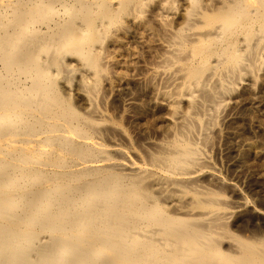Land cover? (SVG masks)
<instances>
[{
	"label": "bare ground",
	"instance_id": "bare-ground-1",
	"mask_svg": "<svg viewBox=\"0 0 264 264\" xmlns=\"http://www.w3.org/2000/svg\"><path fill=\"white\" fill-rule=\"evenodd\" d=\"M262 108L264 0H0V264H264Z\"/></svg>",
	"mask_w": 264,
	"mask_h": 264
},
{
	"label": "rangeland",
	"instance_id": "rangeland-1",
	"mask_svg": "<svg viewBox=\"0 0 264 264\" xmlns=\"http://www.w3.org/2000/svg\"><path fill=\"white\" fill-rule=\"evenodd\" d=\"M132 88L129 91V92H132V93H130L132 95L129 94L130 96L128 97V92H127L126 96H122L123 94H125V93H123L121 95V99H123L125 97L123 100H126V99H129L130 97H132L134 95L136 96V94L138 95L140 93L139 88L137 90L135 89L136 87L133 88L135 90H132ZM135 91L138 92V93H136ZM258 98L260 99V96H258ZM109 102L111 103V99H110ZM107 106H110L108 108H111V110L109 109V112L110 111L111 112H114V113H112L113 115H111V112H110V115L113 116V118L116 119V117H115L116 116L115 115V110L116 111H118V110L117 109H114V107L112 106V104H109L108 103ZM244 107H247V108L244 109ZM244 107L241 108L242 110L241 109L240 110H234V112L236 111L235 113H237L238 116H247V115H248L247 117H249V115L252 116V114H250V113H252V111L249 109V107L247 105L244 106ZM227 109L229 110V107ZM245 112H247L248 114L247 113L245 114ZM241 113H243V114H241ZM259 113L260 114H264V108L260 109ZM126 118H128V116L125 115V117L122 116V117H119V119L117 117L116 120L118 121V123L122 127L125 126V128L124 127L123 128L125 129L126 133L129 136H131L130 138H131V141L133 142V146L137 148L138 147V144H136V143H137V141L139 143L142 140L141 139L142 137L139 135L138 131L135 128L132 127V123L129 122L130 119L128 118L129 120L127 121ZM148 121L149 120H147V121L144 120L143 123L150 125L151 120L149 121L150 123ZM127 124H128V126H126ZM220 126H221V124H220ZM128 127L130 129L132 128L134 131L132 129L131 130L128 129ZM226 127L227 126H224L223 125L220 128L221 129L223 128V130H224V129H227ZM128 130H130L131 132L128 131ZM239 130H240L239 131L240 132L239 136L243 140H246V139L252 140V141H259L260 140V141L264 142V140H263L264 139V136H259V137L253 136L245 128H243V129L242 128H239ZM137 133L139 135V138H138ZM134 135H136V136L134 137ZM135 138H137V139H135ZM223 139L224 138H218V137H214L213 136V143H212V147L210 149V152L211 153H209V156H210V158H212L211 161H212L213 165H215L214 167H216L217 171L219 170L218 172L221 173L225 177L228 176L229 178H233L234 179V182L237 183V185L239 186L240 190L242 191V192L239 191V193L235 195L236 196V199H235V196H233L232 199H235V201H240L239 199L245 198V199L249 200L250 205L251 204L252 205L258 204V205H261V207L264 209V176L257 175L258 174L257 172H260L261 171V169L259 167L260 165L259 164H253V166H250L251 169L249 171L245 166H243V165H241L240 163L237 162V158H238L237 157L238 152L236 150L237 148L235 149V147H234V149H227L229 144H227V140L224 142ZM133 140H135L136 142L133 141ZM216 146H218V147H216ZM215 148H216V150H214ZM240 170H242V171H240ZM240 196H241V198H240ZM253 203H255V204H253ZM245 216H246L245 217V221H247V226L246 227H248V229L250 228L249 230H252L253 231V230L256 229V227L258 229L259 226H262L263 225L264 219H262V218L261 219L253 218L251 216V214H248V215L245 214ZM260 223L262 225H260ZM257 225H259V226H257ZM253 228H255V229H253Z\"/></svg>",
	"mask_w": 264,
	"mask_h": 264
}]
</instances>
